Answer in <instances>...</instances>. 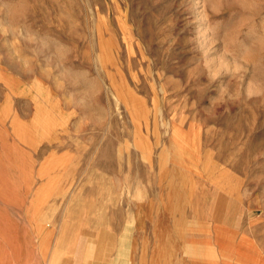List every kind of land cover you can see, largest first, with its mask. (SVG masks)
I'll return each instance as SVG.
<instances>
[{
    "label": "rangeland",
    "instance_id": "obj_1",
    "mask_svg": "<svg viewBox=\"0 0 264 264\" xmlns=\"http://www.w3.org/2000/svg\"><path fill=\"white\" fill-rule=\"evenodd\" d=\"M124 223L264 264V0H0V264Z\"/></svg>",
    "mask_w": 264,
    "mask_h": 264
},
{
    "label": "crops",
    "instance_id": "obj_2",
    "mask_svg": "<svg viewBox=\"0 0 264 264\" xmlns=\"http://www.w3.org/2000/svg\"><path fill=\"white\" fill-rule=\"evenodd\" d=\"M139 221H141L140 218ZM171 231L173 233H166L164 235L166 237L163 236V238L156 237L158 236L157 233L152 234L153 237L151 239L142 238L140 252L137 256L138 264H151V262L148 263L147 261L148 257L154 259L153 264L226 263L224 253L218 250L219 245L213 249L215 251H212V249L206 248L209 246H206L205 243H189V233L179 226L173 225ZM133 237L134 232H132L129 223H124L117 227L101 228L92 231L86 236L77 237L73 251L68 255H50L46 259L45 257L39 258L36 254H32L33 249H31L32 246L30 245L28 246V253L12 264H23L28 258L32 260L29 264H131ZM84 240H87L85 251L80 250V247H82L81 242ZM147 240L156 242L162 240L168 243L181 241L182 244L179 246L170 244L167 247L158 245V247H155L154 255H152L151 250L147 248ZM6 264H11V262H6Z\"/></svg>",
    "mask_w": 264,
    "mask_h": 264
}]
</instances>
